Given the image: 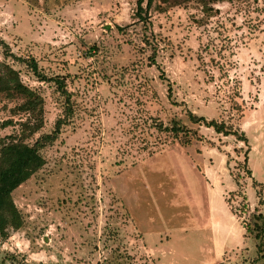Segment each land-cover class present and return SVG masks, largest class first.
<instances>
[{
	"label": "rangeland",
	"instance_id": "obj_1",
	"mask_svg": "<svg viewBox=\"0 0 264 264\" xmlns=\"http://www.w3.org/2000/svg\"><path fill=\"white\" fill-rule=\"evenodd\" d=\"M213 8H150L140 24L135 0H0V60L43 99L27 143L52 131L63 96L12 56L62 76L72 105L41 168L11 193L23 223L0 239V264L264 261L245 231L255 206L264 213V0ZM19 102L0 95V138L18 133ZM172 119L194 132L155 126Z\"/></svg>",
	"mask_w": 264,
	"mask_h": 264
},
{
	"label": "trees",
	"instance_id": "obj_2",
	"mask_svg": "<svg viewBox=\"0 0 264 264\" xmlns=\"http://www.w3.org/2000/svg\"><path fill=\"white\" fill-rule=\"evenodd\" d=\"M223 1L230 0H135V9L132 16L136 22L145 24L149 10H151L150 8L163 11L168 7L194 3L199 6L200 11L207 17L215 11L213 5ZM126 26H116V28L119 31H123ZM144 42L148 41L144 39ZM12 57L17 61L25 63L26 67L29 68L30 72L39 81L52 82L55 85V89L63 96L65 109L63 110L62 117L56 118L51 132L42 133L32 143H27L26 140L42 127L43 99L34 89L22 83L17 70L4 60H0V95L20 97V102L15 106V111L25 115L24 119L18 123L19 131L16 135L0 138V239L6 238L9 230H16L23 223L20 212L13 202L12 191L27 180L36 170L41 168L44 159L40 154V149L51 144L56 139L61 126L66 122L67 117L72 111L71 92L66 90L65 81L62 76L47 77L39 71L32 57ZM149 60L153 62L152 57ZM185 116L191 124L197 127H200V125L210 127L217 134L223 136L232 135L235 139L243 143L246 142V137L241 131L232 129L229 124L222 121L206 119L190 111H187ZM8 122L10 121H5L2 124H8ZM155 126L159 131L167 132L172 139L186 138L188 133L194 132L179 119H172L171 124L163 126L161 122H158ZM183 143H187V140L183 141ZM258 203L261 204L262 200L259 199ZM245 231L254 240L255 259H263L264 213H261L257 206L250 212V221L245 224ZM260 264H264V261Z\"/></svg>",
	"mask_w": 264,
	"mask_h": 264
}]
</instances>
